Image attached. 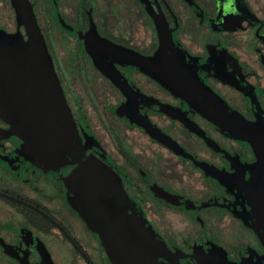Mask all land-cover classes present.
Returning <instances> with one entry per match:
<instances>
[{"label":"flooded vegetation","instance_id":"af4514ba","mask_svg":"<svg viewBox=\"0 0 264 264\" xmlns=\"http://www.w3.org/2000/svg\"><path fill=\"white\" fill-rule=\"evenodd\" d=\"M27 1L85 155L113 169L175 262L264 264L252 229L254 207L264 208V140L222 133L104 41L152 56L161 32L175 38L203 84L264 136V0ZM0 29L26 38L13 0H0ZM23 146L0 120V264H112L68 203L73 165L45 167Z\"/></svg>","mask_w":264,"mask_h":264},{"label":"water","instance_id":"95a60500","mask_svg":"<svg viewBox=\"0 0 264 264\" xmlns=\"http://www.w3.org/2000/svg\"><path fill=\"white\" fill-rule=\"evenodd\" d=\"M13 3L26 38L0 29V120L24 141L26 155L39 164L54 170L73 165L64 177L68 203L98 236L112 264H177L173 252L134 206L113 169L95 156L85 155L87 147L30 5L27 0ZM157 27L160 31L159 24ZM104 41L115 53L131 60L127 62L198 110L222 133L252 145L263 142L264 136L255 122L232 110L196 76L191 61H186L187 53L175 38L161 32L152 56ZM86 47L94 50L89 42ZM165 58L172 60L160 61ZM93 62L113 78L107 62ZM253 214L257 227L252 229L264 247V208L254 207Z\"/></svg>","mask_w":264,"mask_h":264}]
</instances>
